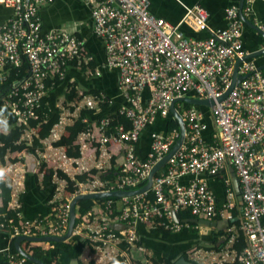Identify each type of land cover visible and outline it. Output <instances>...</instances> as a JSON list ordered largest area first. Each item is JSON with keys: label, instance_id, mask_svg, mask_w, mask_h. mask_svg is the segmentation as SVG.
Segmentation results:
<instances>
[{"label": "built area", "instance_id": "obj_1", "mask_svg": "<svg viewBox=\"0 0 264 264\" xmlns=\"http://www.w3.org/2000/svg\"><path fill=\"white\" fill-rule=\"evenodd\" d=\"M51 1L0 0L12 8L10 17L0 23V131L8 130L10 119L28 125L30 119L37 118L41 101L57 82L65 80L69 66L83 59L84 43L71 31H42L39 8ZM85 1L92 4L93 27L105 42L107 65L119 72V87L126 101L119 113L129 119L131 126L112 125V119L104 117L97 126L98 136L92 126L79 135L81 152L88 143L101 149L96 164L98 172L90 173L79 157L68 156L65 148L55 146L54 142L61 138L65 126L78 117L82 108L98 110L107 97L98 93L84 95L72 103L60 100L59 122L50 135L42 139L50 152L37 149L36 155L33 154L38 157V166L44 160L55 170V193L50 199L52 213L33 218L24 215L19 200L23 170L17 167V161H12L13 154L8 153L4 161L0 160V178L11 179L14 185L5 210L0 200V232L8 233L11 240L21 235H62L68 229L71 201L77 194L142 187L152 167L179 138L180 129L152 132L151 150L145 159L137 154L142 131L157 116L175 118L171 112L174 99L194 92L195 97L215 100L210 107L218 128L213 140L208 141L205 137L208 124L200 107L183 105L180 111V106H176L185 121V138L166 168L154 175L150 190L120 198L117 211L115 198H106L96 212L91 210L83 215L75 226L74 235L80 236L94 250L95 264H111L117 259L118 264H144L134 260L130 253L139 244L137 226L140 223L149 228L161 226L169 231H179L189 227L190 223L176 222L172 212L178 214L183 210L210 220L235 219L239 205L232 181L223 178L225 197L218 204L206 179L230 165L238 178L242 205L239 221L228 227L231 232L228 243L216 263L237 260L239 264H264V68L246 58L249 52L244 47L245 22L241 18V11L246 17L252 14L257 0H244L242 9L239 5L228 6L224 28L209 25L205 7L199 4L187 6L183 21L192 18L198 30L209 33L205 38L185 35L180 27L183 21L173 24L156 16L150 10L149 0ZM255 23L264 32V21ZM90 60L92 57L87 58V63ZM238 60V73L244 78L225 99L218 101L232 82ZM25 64V75L7 84L8 71ZM145 90L149 91V96L144 100ZM33 135H37L36 128H25L21 140L31 144ZM116 144L120 145L124 160L115 179H105L102 174L109 159L107 156ZM24 152L19 151L17 157H22ZM71 168L80 169L79 174L87 172L88 179L77 182V189L67 194L68 182L57 170L70 174ZM185 175L191 176L187 183L180 181ZM149 192L152 199L147 196ZM238 232L245 240L239 253L232 249ZM208 256L215 258L213 254ZM6 264L37 263L10 247ZM145 264H153L152 259H146Z\"/></svg>", "mask_w": 264, "mask_h": 264}, {"label": "crops", "instance_id": "obj_2", "mask_svg": "<svg viewBox=\"0 0 264 264\" xmlns=\"http://www.w3.org/2000/svg\"><path fill=\"white\" fill-rule=\"evenodd\" d=\"M149 1L152 13L173 24H178L183 21V18L186 16L187 6L191 7L199 4L208 10V22L213 28L226 27V8L231 5L240 4V0ZM91 6L92 4H88L85 0H53L42 4L39 8V13L43 32L51 29H67L83 41V59L78 60L69 66L66 78L60 83L57 90L62 92L67 85L74 84L79 91L91 94L97 90L98 93L105 94L108 98V106L103 110L98 109L94 111V114L90 117L94 122L98 119V114H102L101 117L103 118L108 116L112 118L114 114L119 112L120 107L124 105L126 101L119 87V72L117 69L108 67L105 42L103 38L97 35L94 31ZM11 14L12 8L0 3V23L10 17ZM247 18L254 24H256L255 22L264 21V0H257L254 2L253 12ZM180 27L185 35L191 38H205L209 35L207 31L198 30L192 18H186ZM243 42L244 47L249 53L258 51L264 47L263 36L256 29L250 27L246 23L243 29ZM88 57H92V60L87 63ZM250 59H252L259 67L264 66V54H260ZM145 94L146 98H148L149 91L145 90ZM190 96H195V93L191 92ZM61 100H63L62 97ZM183 105V101H179L178 104L176 103V106H180V109L183 108ZM199 107L208 124V129L205 131V137L208 141H212L214 134L218 132V128L214 123L211 109L207 106ZM169 120V117L157 116L155 121L142 131L139 141L137 142V154L140 158L145 159L149 155L151 150L152 132L165 133L169 131ZM93 125H95V123ZM44 150L46 153L50 152L46 144ZM17 153L18 152L13 155H16ZM81 153L82 155L79 157L81 163L90 169V173L94 174L95 172L93 171L96 170L98 172L96 164L100 160L99 154L101 153V149H99L96 144L89 145L88 143L87 147L84 149L82 148ZM107 157L109 159L106 162V168L104 169L105 173L107 170L112 169L113 166L118 165L119 167L123 163L124 155L120 145L116 144L114 148L110 150V154ZM37 158L38 157L33 154L24 152L22 157H18L16 162L17 167L23 170V177L21 176L22 180L19 185V200L22 205L23 213L28 218L50 216L52 213L50 198L52 191H54V186L53 184H45L43 182V173L39 171ZM79 170L80 169L76 170L71 168L70 174H68L74 178L80 173ZM224 177H227L232 181L236 190V199L239 208L236 210V217L234 220L226 223L222 222L215 227L194 224L196 227L190 226L184 227L179 231H170L171 233L167 236L162 233L153 232L148 226L140 223L137 226L140 241L136 247L132 248L134 249V255L138 258L144 257L145 260L155 256L159 260H167L170 264H175L181 256L185 257V253L189 256V251L193 249L201 250L200 252H205L204 254H213L212 251L218 253L221 252L218 250L208 251L203 247L197 248V246L200 244H210L213 238L211 231L212 228H228L231 224H237L239 221L242 200L240 191H238L237 188L239 186L238 178L233 167L228 165L227 168L222 170L218 175L207 176L206 179L209 189L216 196L218 204H220L225 197ZM190 179L191 176L185 175L180 178V181L187 183ZM7 180L13 188L14 182H11V179ZM0 200L2 202L1 197ZM99 208L100 204H96L92 210L96 212ZM216 221H223V219ZM70 239L73 246L60 256L61 261L66 264H71L77 260L80 264V260L87 263L89 260L94 259L93 254L90 252V247L87 245L83 247L82 243H80L79 239L83 240L80 236L73 235ZM10 244L11 239L9 238L8 233L0 232V264H5ZM131 256L133 257L132 253ZM190 259L192 258L189 257L187 259L190 264H195ZM161 264L167 263L166 261H163ZM198 264L201 263L198 262Z\"/></svg>", "mask_w": 264, "mask_h": 264}, {"label": "trees", "instance_id": "obj_3", "mask_svg": "<svg viewBox=\"0 0 264 264\" xmlns=\"http://www.w3.org/2000/svg\"><path fill=\"white\" fill-rule=\"evenodd\" d=\"M26 73V64L23 65L20 68L12 69L11 72L8 71L9 80L6 82L9 84L11 80L14 78L22 77ZM62 82H57V86L41 101L40 106L37 109V118L30 119L28 125H20L16 123L15 119H10L8 121V130L3 132L0 131V160H5V155L8 153H16L22 150H25L27 153H32L36 155V150L44 151L45 145L42 142V139L47 138L50 135L51 129L54 127L55 124L59 122L62 108L59 105V102L61 100V97L63 98L64 102L72 103L73 101H76L78 99H81L86 94H90L88 92L79 91L78 88L74 84H69L65 88L64 91L60 92L57 90L58 86ZM91 94H98L97 90L92 92ZM178 104V103H177ZM185 106H189V103H185ZM108 106V99L106 98L103 102L100 103V110L105 109ZM178 107V106H177ZM199 107V106H198ZM181 111L180 107H178ZM71 110H74L73 107L70 108ZM94 109L89 108H82L80 110V113L78 117H76L72 123L67 124L65 126V131L61 135V138L54 142L55 146H62L65 148L66 153L68 156L71 157H81V146L78 142L79 135L87 131L89 128H93L94 134L98 136V125L100 120L103 118L101 117L102 114H98L97 118L94 122L91 120L90 117L94 114ZM109 117V116H108ZM1 118V116H0ZM84 118H87V121H84ZM111 118V117H110ZM112 125L123 123L126 128H129L131 126V122L129 119L125 116L117 112L112 116ZM169 131L173 128L179 127L178 121L176 118H173L169 116ZM95 123V125H93ZM25 128H36L38 135H33V140L31 144H26L24 140H21V136L24 132ZM18 160L17 154L13 155L12 161L15 162ZM166 168V166L164 167ZM163 168V169H164ZM119 167L118 165L113 166L112 169L107 170V172L103 173V178L108 179H115V173L118 171ZM39 171L43 173V182L45 184H53V176L55 173V170L52 166L48 165L47 162L44 160L41 161L39 166ZM97 171V170H96ZM93 171V172H96ZM58 174L65 178L68 182V185L66 187V193L70 194L73 193L77 188L76 184L77 182H84L88 179V173L84 172L81 174H77L75 178H71L67 173H65L62 170H57ZM11 192L12 188L10 185V182L8 180H3L0 178V197L2 199L4 207L3 210L6 209V206L8 202L11 199ZM54 191L51 193V198ZM148 198L152 199L153 195L151 192L148 193ZM50 198V199H51ZM106 202V198H96V199H81L77 203V217H76V224L75 226L80 223L82 220V217L84 214H86L88 211H91L93 207L96 204H100V206H103V204ZM121 199L115 198V204L114 208L115 211L120 207ZM52 205V204H51ZM52 207V206H51ZM116 213V212H115ZM178 216L180 218H187L192 217L193 215L188 210H183L178 212ZM237 225V224H232ZM190 226L196 227L194 223H190ZM189 226V227H190ZM153 232L156 233H162L163 235H168L171 233L169 230L162 228L161 226H156L155 228H150ZM212 240L210 244H200L197 246L203 247L205 250L211 251V250H218L223 251L226 249L228 239L230 236V233L228 231V228H212ZM80 243H82V246H86V242L84 240L79 239ZM15 240H11V250L16 251L15 247ZM22 248L25 250V252L31 256H34L35 258L43 261L45 264H66L63 261H61L60 256L67 250L72 248L73 243L71 239L62 241V242H31V241H22L21 243ZM245 245L244 236L242 233H237V240L232 245V249L235 252H241L243 250V247ZM94 250H90L92 253ZM185 257L188 259L189 256L187 253L184 254ZM151 259H153V264H161L163 261L167 262V260H159L155 256H153ZM193 263L198 264L196 260L190 259ZM119 259L113 261L111 264H118ZM170 264V262L168 261ZM6 264V262H5ZM80 264H95V260L91 259L87 263H84L80 260ZM226 264H239L237 260H234L232 262H226Z\"/></svg>", "mask_w": 264, "mask_h": 264}, {"label": "water", "instance_id": "obj_4", "mask_svg": "<svg viewBox=\"0 0 264 264\" xmlns=\"http://www.w3.org/2000/svg\"><path fill=\"white\" fill-rule=\"evenodd\" d=\"M244 5V0H240V9L243 8ZM241 18L244 20V22L249 25L250 27L256 29L264 38V32L259 29V27L254 24L252 21H250L241 11ZM260 54H264V47L258 51L249 53L246 55V58H252L256 57ZM239 64L240 60H238L235 63V68H234V74L232 78V82L227 88V90L217 98L218 101H222L225 99L228 94L232 91V89L244 78L243 75L238 73L239 70ZM261 68H264L262 66ZM144 100L146 98V94L144 91ZM179 101H183L189 104H193L196 106H207L211 107L213 104H215L214 99H209V98H200V97H191V96H183L174 99L171 105V112L175 116L176 120L178 121L179 124V129H180V136L176 140L175 144L171 148V150L162 158L160 159L150 170L149 175L147 177V182L140 188L137 189H129V190H111V191H102V192H86V193H79L77 194L71 201V207H70V220L68 224V229L67 231L62 234V235H46V236H25L21 235L15 239V247L18 252H20L23 256L27 257L30 261L35 262L37 264H45L43 261L35 258L34 256H31L25 252V250L22 248L21 243L22 241H31V242H62L70 239L74 235L75 231V224H76V217H77V203L81 199H96V198H109V197H114V198H123V197H130L134 196L140 193H144L148 190H150L152 184H153V178L154 175L163 167L166 166L168 160L177 152V150L181 147L183 144L184 138H185V121L183 119V116L181 113L178 111L176 107V103ZM239 184V183H238ZM238 191H240L239 186L237 187ZM242 204V201H241ZM173 219L176 222H181V223H194V224H200L203 226H208V227H215L220 225L222 222L226 223L228 220H223V221H216V220H210V219H205V218H198V217H189V218H180L178 214L173 211L172 212ZM144 251V250H143ZM131 253L133 255V258L142 262L146 263V260L144 257L138 258L134 255V249H131ZM71 264H79V261H74ZM175 264H190V262L184 257L181 256Z\"/></svg>", "mask_w": 264, "mask_h": 264}, {"label": "rangeland", "instance_id": "obj_5", "mask_svg": "<svg viewBox=\"0 0 264 264\" xmlns=\"http://www.w3.org/2000/svg\"><path fill=\"white\" fill-rule=\"evenodd\" d=\"M199 251H201V250L193 249V250L189 251V257L198 261L201 264H217L216 261L220 260V258H221L222 252L218 253L216 251H212L213 255L215 256V258H212V257L208 256L209 254H212V253H206L205 255L202 256L201 254H204L205 252L199 253ZM166 263L169 264L168 262H166Z\"/></svg>", "mask_w": 264, "mask_h": 264}]
</instances>
